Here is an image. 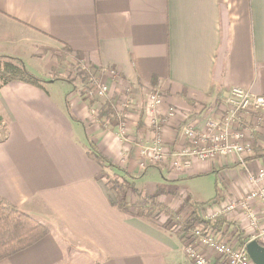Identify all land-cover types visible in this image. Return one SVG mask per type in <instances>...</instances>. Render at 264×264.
<instances>
[{
	"label": "crops",
	"instance_id": "1",
	"mask_svg": "<svg viewBox=\"0 0 264 264\" xmlns=\"http://www.w3.org/2000/svg\"><path fill=\"white\" fill-rule=\"evenodd\" d=\"M45 46L103 72L109 102L126 85L142 106L148 92H158L164 124L156 131L170 149L178 143L177 124L220 117L232 87L264 96V0H0V57L42 64L49 59ZM54 82L43 89L16 81L0 88V199L49 229L0 264H192L178 236L143 211L136 215L111 202L100 176L109 166L90 154L89 143L113 169L133 177L140 194L149 182L162 189L175 179L212 175L218 198L223 193V201H232L252 186L243 165L254 171L264 164V138H254L261 151L192 159L180 173L168 160L142 168L137 140L152 136L145 114L139 128L131 121L120 138L116 127L102 130L89 119L76 88L52 92ZM168 109L174 116L168 118ZM239 119L242 127H260L255 113ZM220 224L222 238L227 232L238 241L239 234L251 238L240 211Z\"/></svg>",
	"mask_w": 264,
	"mask_h": 264
},
{
	"label": "rangeland",
	"instance_id": "2",
	"mask_svg": "<svg viewBox=\"0 0 264 264\" xmlns=\"http://www.w3.org/2000/svg\"><path fill=\"white\" fill-rule=\"evenodd\" d=\"M43 53H49V59L48 62H44L42 64L38 63H32L31 61H27V66L30 71L36 75V76H43L41 78L46 81H55L53 86H49L50 90L52 92H61L64 94V92H68L71 88H76L77 92L79 93V96L82 97V107L84 108V111H87L89 119L97 123V127L102 130H111L112 127H116L120 138L125 137L127 135L126 129L129 124L134 123L131 121H135L137 124V128H139V125L141 126L142 121L139 120V115L147 116V124L148 127H150L151 131V140L150 142H141L137 140L138 144H141L139 147H137V155L135 161H139V163H142L141 167H145L147 165H157V163L164 162L165 160L170 161L173 163L174 157L171 158L170 154H172L174 151L179 153L184 149V147L187 146L188 140L184 137V132L186 129L192 128L193 130L200 132L205 128L206 120L214 118L218 119L219 117H208L204 118L201 123L198 122L197 124L191 123L189 119L181 120L176 127L175 137H176V144L175 149H170L167 145L166 138L162 137L161 131H156L157 128L161 129L162 125L164 124L163 121L160 122V115L158 108L161 105V98L162 96L160 94H157L156 91L148 92L145 95V100L142 104L137 103L138 100L134 99L133 96H131L129 92V87L123 86L119 90L118 97H115L114 100L109 102V89L108 85L105 81H103L102 73L98 72L96 70H92L93 68L91 65L89 66L86 63H79L77 61H73L70 59H67V51H65L62 48H59V54H56L52 47H43L41 49ZM50 67V68H49ZM44 83V84H45ZM49 85V84H48ZM47 85V86H48ZM105 85L107 87L105 93L99 94L98 89L99 86ZM156 92V93H155ZM55 93V94H56ZM153 94H157L160 98V103L155 107L154 112H150V96ZM226 99V98H225ZM143 100V99H142ZM141 100V101H142ZM128 103V106H127ZM139 105V106H138ZM141 105V106H140ZM144 107V108H143ZM229 105H224L222 115L223 117L228 115L229 113ZM167 116H174L176 113L175 109H168L167 110ZM251 115L253 112H249ZM248 113V114H249ZM145 114V115H144ZM247 114L245 112H239V117L241 115ZM256 117L258 119V127L257 129L255 126L252 125H246L242 127V124L240 123L241 119H238L239 121L235 124H233V128H231L233 131H241L243 133L242 141L247 142L250 144V147L252 148V151L258 152L261 151L258 150V143L254 141L255 135H260V137L264 138V116L260 115V113H255ZM136 116L137 118H135ZM189 116V115H188ZM209 116V115H208ZM172 118V117H171ZM183 119V117H182ZM253 122V121H252ZM251 122V123H252ZM234 125L236 127H234ZM231 126V127H232ZM144 127V126H143ZM161 127V128H160ZM3 127H0V137L2 138L5 136V130ZM175 130V128L173 127ZM156 131V132H155ZM260 131V132H259ZM259 132V133H258ZM157 137H159L160 141V148H162V158L158 161H155L153 159V155L151 154V151L148 150L150 148H158L159 145H155L157 140ZM156 139V140H155ZM155 140V141H154ZM179 141H181V145H179ZM264 141V139H263ZM132 142V141H131ZM136 141L133 142L134 145L137 144ZM159 143V142H158ZM143 150L148 152V156H146V152L142 153ZM251 151V152H252ZM170 152V153H169ZM184 163V161L181 162V165ZM104 164H107V162H104ZM112 164V163H111ZM113 165V164H112ZM109 166V165H107ZM115 165L113 167H107L101 172V179L105 181L106 188L108 189V194L110 195L112 200H117V197H123L124 199H127L128 201H133L135 199L134 203L129 202V205L133 208L131 209L133 212H137L136 209H134L135 205L144 204V201L139 197L137 198V193L134 191L135 188L137 189L136 183L132 184L129 180H133V177H128V174L123 172L121 170L117 172ZM116 170V171H115ZM177 172L184 171L183 168L180 170H176ZM144 179L142 178L141 182ZM148 180V178H146ZM150 180V179H149ZM148 180V181H149ZM152 180V179H151ZM147 181V182H148ZM152 182H149L148 185H145L144 191H141L142 198L149 202L147 206H143L142 210L145 208L144 212H142V217L145 215H149V212L151 213L150 221L153 224L160 225L162 228H167L168 221L167 218L170 216L171 220H175L177 217L181 220L185 221V218L188 217L190 213V208L186 206V204L191 201H209V203L205 205H198L196 207L198 215L204 219L205 221H209L212 229L215 233H219L220 230L215 228L214 223L215 221H222L224 216L219 214V210L221 208L220 203L217 200L216 202H213V200L218 199L217 191L215 190V184L213 180V176H205L200 175L199 177H192V179L187 180H180L175 179V181L172 184V186L165 187L162 189H155L156 187L151 185ZM160 188V187H159ZM254 186H249L248 189L245 190V193L253 189ZM139 191V189H138ZM210 199H213L210 201ZM153 201V202H152ZM154 202H160L162 207H158L156 203ZM223 203V197L220 201ZM180 205V209H178ZM129 207V208H131ZM175 209H178L177 211H173ZM167 210V211H166ZM148 212V213H147ZM139 214V213H138ZM166 219V222L164 220ZM170 223V222H169ZM167 225V226H166ZM206 226V224H197L194 225L187 234L184 236V242L188 241L189 238L193 236L194 229ZM179 237V236H178ZM224 239H227L226 241L232 242V245L240 246V242L237 240V238L234 235H231L230 232H227L226 235H223ZM180 239V238H179ZM188 239V240H186ZM195 240V239H194ZM196 241V240H195ZM192 242V241H191Z\"/></svg>",
	"mask_w": 264,
	"mask_h": 264
},
{
	"label": "built area",
	"instance_id": "3",
	"mask_svg": "<svg viewBox=\"0 0 264 264\" xmlns=\"http://www.w3.org/2000/svg\"><path fill=\"white\" fill-rule=\"evenodd\" d=\"M99 87L98 93H105L107 87L105 85ZM157 94L150 96V112H154L155 107L160 103ZM225 104L230 108L228 115L206 120L205 128L200 132L192 128L185 130L184 137L188 140L187 146L179 153L174 151L170 154L171 158L174 157L171 165L175 170L188 168L192 159L203 161L217 156H241L251 153L250 144L242 141L243 133L233 131L231 128L239 121V112L260 113L258 116L263 114L264 96L255 95L240 87H232L226 97ZM235 125L234 127H236ZM158 139L159 137H157ZM159 140L155 143V145H159L157 149H148L155 161L162 158ZM145 152L148 156L147 151L143 150L142 153ZM182 161L184 163L181 165ZM243 168L249 183L254 188L238 200H224L223 203H220L219 214L227 216L234 211H240L251 229V238L240 246H235L215 233L211 226L198 227L193 231L196 241L191 236L188 237L190 240L186 239L188 241L183 242L185 255L192 264H253L245 249L246 244L255 240L264 246V164L256 167L254 171H251L246 164L243 165ZM221 196L225 197L223 193ZM222 197L217 200L220 201ZM258 203L259 207L257 208Z\"/></svg>",
	"mask_w": 264,
	"mask_h": 264
},
{
	"label": "trees",
	"instance_id": "4",
	"mask_svg": "<svg viewBox=\"0 0 264 264\" xmlns=\"http://www.w3.org/2000/svg\"><path fill=\"white\" fill-rule=\"evenodd\" d=\"M21 82L30 84L36 87L43 89V85L46 81L43 78L34 75L24 64V62L20 59L14 57H0V88L9 83V82ZM3 123V116L0 113V127ZM90 154L95 157L98 162H107L109 167H113L111 163L96 151L95 147L89 143ZM135 192L137 189L134 190ZM138 195L140 193L136 192ZM144 202H148L147 199H143ZM111 202L120 209L125 211H129V203L123 197H117V200H111ZM149 203V202H148ZM209 203L207 202H197V201H189L186 206L190 208V213L187 218L184 220L179 219L178 217L174 220L170 219L168 216V226L167 230L171 231L176 236H179L180 240L184 242V236L188 233V231L197 224H206V226L210 225L209 221H205L202 219L197 212L196 207L198 205H205ZM140 204L135 205L134 209L137 213L142 210ZM146 206V205H143ZM158 206V205H157ZM158 207H162L159 205ZM146 208V207H145ZM143 209V212L145 210ZM164 209V207H162ZM167 211V210H166ZM148 213V212H147ZM151 216V213L149 212ZM150 216L146 215V218L150 219ZM166 222V219L164 220ZM170 222V223H169ZM221 221H215L214 226L218 230L221 229ZM49 233L48 227L33 217L32 215L22 211L18 207L11 205L7 201L0 199V260L5 259L19 251L24 250L25 248L31 246L32 244L39 241L41 238L46 236ZM189 236H187L188 238ZM247 240V237L241 236L239 234V242L243 244Z\"/></svg>",
	"mask_w": 264,
	"mask_h": 264
},
{
	"label": "water",
	"instance_id": "5",
	"mask_svg": "<svg viewBox=\"0 0 264 264\" xmlns=\"http://www.w3.org/2000/svg\"><path fill=\"white\" fill-rule=\"evenodd\" d=\"M245 249L253 264H264V246L255 240L249 241Z\"/></svg>",
	"mask_w": 264,
	"mask_h": 264
}]
</instances>
